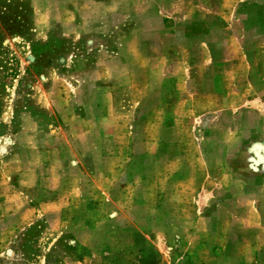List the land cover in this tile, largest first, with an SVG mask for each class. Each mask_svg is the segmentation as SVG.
<instances>
[{"label":"rangeland","instance_id":"obj_1","mask_svg":"<svg viewBox=\"0 0 264 264\" xmlns=\"http://www.w3.org/2000/svg\"><path fill=\"white\" fill-rule=\"evenodd\" d=\"M0 264H264V0H0Z\"/></svg>","mask_w":264,"mask_h":264}]
</instances>
